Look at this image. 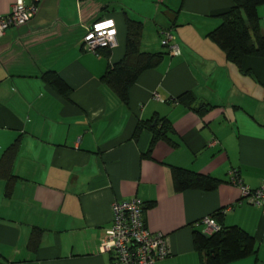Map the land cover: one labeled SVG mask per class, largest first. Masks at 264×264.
<instances>
[{"label":"crops","instance_id":"1","mask_svg":"<svg viewBox=\"0 0 264 264\" xmlns=\"http://www.w3.org/2000/svg\"><path fill=\"white\" fill-rule=\"evenodd\" d=\"M16 1L0 0V18ZM232 5L39 0L27 24L0 36V163L16 149L9 197L0 176V264H113L101 239L112 205L132 199L144 205L145 227L166 238L170 255L155 264H200L194 234L204 233L211 215L255 241L253 254L229 264H264V218L229 182L231 170L251 189L264 182V59L245 57L236 66L208 38ZM126 18L142 24L141 51L163 58L139 75L124 104L103 77L125 55ZM104 19L115 22L117 46L87 52V29ZM164 30L179 55L162 49ZM47 73L68 87L67 98L45 81ZM162 119L168 141L149 151V128ZM138 124L147 126L135 138ZM174 168L219 184L178 193Z\"/></svg>","mask_w":264,"mask_h":264},{"label":"trees","instance_id":"2","mask_svg":"<svg viewBox=\"0 0 264 264\" xmlns=\"http://www.w3.org/2000/svg\"><path fill=\"white\" fill-rule=\"evenodd\" d=\"M231 1L232 7L221 17V24L208 34V38L220 48L226 60L236 66H239L245 57L264 59V33L260 29L258 15V7L264 5V0ZM36 2L38 5L39 0ZM125 25L127 31L125 55L121 61L109 67L103 77V81L124 104L127 103L129 87L135 83L139 75L155 68L163 58V53L141 51L142 24L140 22L126 18ZM45 81L59 94L68 97V87L55 74L47 73ZM188 95L185 94L180 98H186ZM160 122V125H157V121L154 127L149 128L152 135L149 151L157 142L168 141L167 133L171 131L169 123L164 119ZM146 126L147 124H138L133 137H138L141 129ZM15 153L16 149L13 145L0 163V176L5 175L8 182L5 193L7 197L11 195L12 183L15 180L10 173ZM172 177L174 189L178 193L188 190L210 192L215 190L219 184V181L209 176L199 175L185 169L174 168ZM217 216L219 215H211L213 219ZM193 241L200 255V264H229L255 252L254 239L235 226H220V230L211 235L195 233Z\"/></svg>","mask_w":264,"mask_h":264},{"label":"built area","instance_id":"3","mask_svg":"<svg viewBox=\"0 0 264 264\" xmlns=\"http://www.w3.org/2000/svg\"><path fill=\"white\" fill-rule=\"evenodd\" d=\"M37 0L25 4L16 1L8 16L0 18V36L10 28H19L37 13ZM116 25L112 19L94 23L83 38V48L97 55L99 50H111L117 46ZM161 46L171 56L179 55L171 31L161 32ZM229 182L239 188L241 199L257 207L264 218V182L256 189L244 185L235 170L229 173ZM144 205L138 199L115 202L112 205L111 225L104 231L100 249L112 256L113 264H155L170 255L166 238L162 233L150 232L144 225L142 214ZM204 234L211 235L220 230L212 217L203 219Z\"/></svg>","mask_w":264,"mask_h":264},{"label":"rangeland","instance_id":"4","mask_svg":"<svg viewBox=\"0 0 264 264\" xmlns=\"http://www.w3.org/2000/svg\"><path fill=\"white\" fill-rule=\"evenodd\" d=\"M258 15H259V18H260L259 19L260 27H261L262 31H264V5L258 7ZM137 19L140 20V21H142L141 18H137ZM149 26H150V24L147 23L146 29H148ZM162 49L164 50L165 48H162Z\"/></svg>","mask_w":264,"mask_h":264},{"label":"water","instance_id":"5","mask_svg":"<svg viewBox=\"0 0 264 264\" xmlns=\"http://www.w3.org/2000/svg\"><path fill=\"white\" fill-rule=\"evenodd\" d=\"M153 127L155 126V124L152 125Z\"/></svg>","mask_w":264,"mask_h":264}]
</instances>
